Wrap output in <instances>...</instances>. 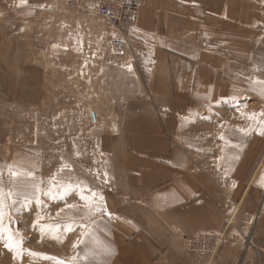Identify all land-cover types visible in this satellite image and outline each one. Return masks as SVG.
I'll list each match as a JSON object with an SVG mask.
<instances>
[{
  "label": "crops",
  "instance_id": "0c3cea01",
  "mask_svg": "<svg viewBox=\"0 0 264 264\" xmlns=\"http://www.w3.org/2000/svg\"><path fill=\"white\" fill-rule=\"evenodd\" d=\"M139 1L138 19L126 31L138 92L126 95L116 111L120 123L103 134L112 137L105 145L116 188L107 209L115 246L108 264H264V135L234 141L230 130L219 154L212 142L218 132L210 129L224 120L185 124L213 95V82L228 77L233 54L262 67L264 0ZM52 7L53 0H0V96L33 103L44 75L36 56L79 68L83 48H97L96 18L63 14L56 21ZM182 131H197L209 146L202 154H175ZM230 218L234 246L214 258L185 251V238L220 233Z\"/></svg>",
  "mask_w": 264,
  "mask_h": 264
},
{
  "label": "rangeland",
  "instance_id": "374dc122",
  "mask_svg": "<svg viewBox=\"0 0 264 264\" xmlns=\"http://www.w3.org/2000/svg\"><path fill=\"white\" fill-rule=\"evenodd\" d=\"M50 15L59 21L63 14L52 7ZM96 20L97 48H83L85 58L76 62L81 63L79 68L63 60L44 61L37 56L32 60L44 71L34 105L19 100L20 95L0 96V189L13 193L12 199L4 197L0 264H108L115 252L107 210L116 190L115 174L105 145L112 137L103 134L120 123L116 111L122 109L126 95L138 92L134 81L140 73L133 68L130 47L127 56L113 59L109 38L105 39L110 26ZM110 37V41L117 38ZM233 55L224 71L228 77L213 82V95H207L185 123L192 128L196 122L224 120V125L210 129L218 132L212 142L219 146V154L222 144H230L228 131H235V141L253 133L262 137L264 130V60L258 62L259 70L249 60L235 61ZM203 138H197V131H182L174 141L175 154H202L203 146H209L201 143ZM10 168L18 175L13 177ZM67 226L72 231L65 232ZM8 237L11 248L5 247ZM248 241V237L239 239L245 247ZM74 243L78 247L73 248Z\"/></svg>",
  "mask_w": 264,
  "mask_h": 264
},
{
  "label": "built area",
  "instance_id": "2783aa9c",
  "mask_svg": "<svg viewBox=\"0 0 264 264\" xmlns=\"http://www.w3.org/2000/svg\"><path fill=\"white\" fill-rule=\"evenodd\" d=\"M54 10L58 13L86 16L92 14L101 22L107 23L121 36L110 41L113 59L122 58L129 48L128 31L138 19L139 0H53ZM76 63H71L75 66ZM230 218L220 233H198L184 239L185 251L189 254H204L214 258L224 247L233 244L228 230ZM233 242V243H232Z\"/></svg>",
  "mask_w": 264,
  "mask_h": 264
},
{
  "label": "snow or ice",
  "instance_id": "6c2138e0",
  "mask_svg": "<svg viewBox=\"0 0 264 264\" xmlns=\"http://www.w3.org/2000/svg\"><path fill=\"white\" fill-rule=\"evenodd\" d=\"M261 115H264V113H261ZM248 118L249 119H253L254 116H249ZM245 134H247V133H245ZM260 134L264 135V130H262ZM220 138L223 139L224 137L221 136ZM9 171H10V174L13 177H15L16 175H18V173L15 172V171H12L11 168L9 169ZM65 192H67V189L65 190ZM5 195H7V198L8 199H12L13 198V193L9 192V193L5 194L3 192V190L0 189V222L3 221V217H4V208H5L4 197H5ZM92 195H93V197H95L96 196V193L93 192ZM81 199L83 200V199H85V197L83 195H81ZM100 199L102 200L103 198L100 197ZM67 207L68 208H75L76 206L75 205H67ZM97 210H100L99 206L97 207ZM38 219H42V217H39ZM64 230H65V232H70V231H72V228H71V226H67V227H65ZM52 238L53 239H56L58 242H63L62 240H60V238L58 236H55L54 235ZM17 243H22V241L17 242ZM12 244H13L12 238L11 237H8V242L5 244V247L11 248L12 247ZM76 247H78V245L76 243H74L73 244V248H76ZM45 258H47V257H45ZM72 259L75 260L76 258L73 257ZM57 264H64V262L63 261H57Z\"/></svg>",
  "mask_w": 264,
  "mask_h": 264
},
{
  "label": "bare ground",
  "instance_id": "6f19581e",
  "mask_svg": "<svg viewBox=\"0 0 264 264\" xmlns=\"http://www.w3.org/2000/svg\"><path fill=\"white\" fill-rule=\"evenodd\" d=\"M89 15H91V16H93L92 14H89ZM79 16V15H78ZM94 17V16H93ZM111 27V26H110Z\"/></svg>",
  "mask_w": 264,
  "mask_h": 264
}]
</instances>
